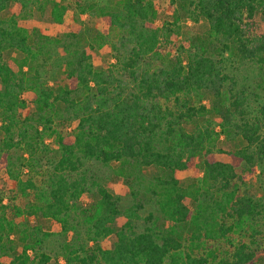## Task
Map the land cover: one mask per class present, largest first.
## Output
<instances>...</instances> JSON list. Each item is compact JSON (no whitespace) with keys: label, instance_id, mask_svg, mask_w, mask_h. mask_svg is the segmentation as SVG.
<instances>
[{"label":"trees","instance_id":"16d2710c","mask_svg":"<svg viewBox=\"0 0 264 264\" xmlns=\"http://www.w3.org/2000/svg\"><path fill=\"white\" fill-rule=\"evenodd\" d=\"M66 1L0 0V173L9 184L0 195V258L49 264L47 243L58 235L55 264H264V192L256 199L244 189L264 170V104L250 117L249 94L221 66L225 55L251 64L264 91V0H170L174 20L160 27L155 0ZM14 3L19 14L3 16ZM47 8L58 25L68 9L89 14L114 62L94 67L67 26L60 39L38 34L29 20ZM181 17L204 20L206 31L180 40ZM52 46L63 55L51 63ZM25 92L37 111L21 121ZM216 127L245 142L228 162L217 159ZM112 164L134 198L135 186L154 198L160 217L149 214L140 231L131 224L139 205L122 210L93 169ZM177 171L193 182L181 186ZM85 194L95 200L82 207ZM32 217L60 232L21 220Z\"/></svg>","mask_w":264,"mask_h":264},{"label":"rangeland","instance_id":"374dc122","mask_svg":"<svg viewBox=\"0 0 264 264\" xmlns=\"http://www.w3.org/2000/svg\"><path fill=\"white\" fill-rule=\"evenodd\" d=\"M157 5V18L155 21L156 26H162L164 22L172 23L174 20L173 14L169 7L170 0H155ZM66 2L74 3V0H67ZM20 11V7L17 4H11V6L7 9L6 12L3 13V16H11L18 15ZM65 22L64 25H58L52 23L49 19V9H46V12L41 14H34L29 22L32 27H35L38 30V34L46 33L48 37L52 39H60L63 37L65 32V27L67 26L70 32L74 35H78L80 39L81 46L83 49L90 50L92 56V64L94 67L105 66L106 64H111L114 62L112 58V53L110 47L105 42H100V35L102 32V27L89 15V14H81L79 11L74 13L73 9H68L65 14ZM177 26L179 27V39L183 40L184 38L194 36L195 34L204 33L207 29V24L204 20H200L197 23L192 22L191 20L183 19L182 17L178 20ZM258 28H261L259 25ZM260 30V29H258ZM67 43V42H66ZM52 46L50 48V52L52 54L51 63L55 60L59 54L63 55L60 48H54ZM14 57V54H4V59L7 60L9 58ZM16 57L21 58V55H16ZM222 69L225 75L228 76L230 80L236 82L237 87L243 89L246 93H248V97L251 99L248 103V109L251 114L250 117L257 116L260 106L264 104V91H262L259 86V75L257 69L248 63H240L237 59L227 57L225 55L224 62L222 63ZM21 99L25 102V109L20 111V119L21 121L26 118H33L37 109L33 103L35 96L30 92H25L22 94ZM205 104L208 106L209 101H205ZM214 124H217L219 120L216 117H211ZM33 126L36 125L35 122L31 123ZM41 131V128L38 129ZM213 140L215 143V147L218 151L217 159L222 162L229 161V152L236 149V147H242L245 145V142L240 137H233V135H227L220 132V128L216 127ZM44 145L51 147L52 141L45 140ZM41 146V145H40ZM26 157V155H24ZM42 164L44 161H42ZM98 169L96 170L95 169ZM117 168L116 164H112L109 168L100 167L97 165H93V169L102 176L105 177L103 181L104 187L112 193L114 196L119 198L121 209H127L135 204L139 205L137 208L138 217L131 221L133 227L137 231L142 230L145 226L149 225V222L146 221V218L149 214H153L155 220L159 219L160 214L156 209L154 198L148 196H143L140 194V187L135 186L136 190L138 189V193L136 191V198H134L130 189L123 183L120 177H117L113 174V171ZM155 173L153 168H147L143 170V174L147 177L152 176ZM34 175V174H33ZM28 174L24 170L22 173V179L25 180ZM176 178L179 180V184L183 187L190 185L193 182V177L186 172L177 171L175 173ZM37 178V176H36ZM8 179L6 175L0 173V195L7 193L8 189ZM10 186H14V184H10ZM244 189L248 191L250 195L254 198H261L264 192V170L263 167H257L254 174L245 179V187ZM94 198L88 194H85L80 199V205L82 207L91 205L94 202ZM6 199L3 201V204H6ZM22 208V207H21ZM262 220L260 222V227L262 229V234L259 237L260 240V248L264 255V212L262 213ZM23 222L26 221L27 226L32 228L34 226H38L41 228L43 232L47 233H59L60 227L57 223L52 221L51 219H43L32 217L30 219H21ZM28 220V221H27ZM126 222L125 218H120L114 223V227L118 229ZM70 237H68L69 239ZM15 242L17 243L16 238L14 237ZM115 241V236H110L105 242L107 246H110ZM63 239L55 235L53 236L47 243L46 249L51 254L52 259L49 264H55V255H59L61 250ZM31 254V253H30ZM11 258L10 257H2L0 258V264H9ZM61 262V259H60Z\"/></svg>","mask_w":264,"mask_h":264}]
</instances>
